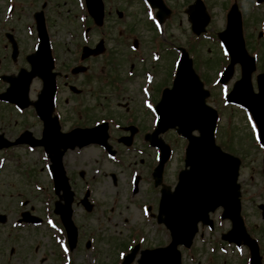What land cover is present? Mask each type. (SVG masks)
<instances>
[{
  "label": "rangeland",
  "instance_id": "rangeland-1",
  "mask_svg": "<svg viewBox=\"0 0 264 264\" xmlns=\"http://www.w3.org/2000/svg\"><path fill=\"white\" fill-rule=\"evenodd\" d=\"M193 1L167 0L171 7L174 8V14H172L173 17L171 19L168 18L164 21L165 26L162 35H157L153 29L152 31L149 30L150 24L146 21L144 11L138 2L114 0V7L125 9L127 21L131 22L127 27L128 33L135 34L136 31L142 33L145 45H149L151 37L155 36L159 43L164 44L166 47H170L172 43L192 45L191 49L193 48L195 52V55H190L193 59V66L202 79L204 86L210 91L207 102L219 112L216 125V142L223 149L234 151L238 153L236 155L240 154L243 157L238 180L243 189L241 213L244 216V223L248 232L250 231L254 234L259 244L262 245L260 255L261 264H264V216L260 215V209L257 208L259 202L264 204V190L260 195L254 191V188L259 185L260 179H264V174L261 172L263 167L260 165L259 158L261 150L255 147V139H251L253 124L246 117H243L245 116L243 111L226 106L223 102L224 89L229 90L232 83L239 76L238 67H235L232 78L226 87L218 84L216 79L225 64L224 54L221 52L220 45H218L216 34L225 27V12L232 1H235L240 8L241 18L244 22L243 32L247 49L255 55L258 54L256 61L257 70L261 71V69H264V37L258 38L259 30L263 29L264 26V5L253 7L254 0H203L205 8L210 15L206 26L208 32L207 30L205 32L207 33L206 36L208 34L209 36L208 39L201 36L197 39L192 36L193 34L189 30V23L184 13L185 8L192 4ZM37 3L38 0L36 2L32 0V10L36 9ZM4 5L5 3L0 2V17L3 14ZM52 7L54 12L49 13L51 18L50 31L56 42L59 54V67L61 68V65L65 64L64 69H66L65 61L69 58H64V56L71 53L66 52L64 54L63 51L66 50V45L62 44L67 42L65 33L68 30H74L77 26V21L72 12L70 17L66 16L65 9L62 10L64 6H62L61 0H54ZM60 10H62V14ZM110 16L115 17L116 14ZM112 20V30L108 37L105 38L110 55L101 56L96 62L102 68L103 66L106 67L105 72L98 71L100 77L105 74L110 75L109 73L113 72L111 69L115 70L111 65L112 60L116 53H120V49H118L120 46L114 39L115 36L118 37L117 31L121 27L119 22L113 18ZM105 28L107 29V27ZM255 49L257 52H253ZM173 55L168 58L165 56L164 59H161L156 64V68L161 71L163 66L166 67L168 64L167 69H169ZM167 59H169V62ZM19 65L26 67L23 59L18 64H14L8 59L1 71L8 70L16 73ZM150 65L151 63L148 61L147 66L150 67ZM258 67L261 69L259 70ZM126 68L127 66L125 65L120 66L121 76L126 73ZM115 72L119 73L117 69ZM100 77L90 87L85 86L86 89H89V94L83 95L80 104H73L71 101L67 106L61 104L63 98L67 96L66 90L62 93L60 110L64 116L66 114L71 119L74 118L75 124H90L94 119L107 116L111 112L114 114L122 112L121 108L116 104V98L109 94V86L103 85ZM141 81L142 78L139 82H132L126 85L128 94L135 99L134 103L141 101L142 95L140 92L138 94L134 93L132 87L134 84L135 88H139ZM40 87L39 80L32 82L30 99L34 100L36 98ZM119 101L122 102L121 100ZM29 112L28 109L26 114L19 116L9 109L0 107V131L2 128L6 129L5 124L7 123L12 135L18 129L26 128L27 125L24 122L30 124L31 119ZM148 120V124L151 126V116H149ZM3 122H5L4 127L2 126ZM32 135L34 137L40 136V124L35 123L33 117ZM164 137L166 142L169 143L171 141L169 144H172L174 149L172 158L166 165L167 170H170V177L167 176V181L173 183V173L176 169L178 170L182 167L185 143L182 139H177L173 132L170 131L164 133ZM150 153H153L152 149ZM0 155L6 156L0 172V219L4 218V221L0 222V264H63L58 259V257H62L63 252L61 249L57 251L54 238L52 237L54 232L49 229L45 222V216L48 213L46 207L49 205V200L46 195L48 182L45 168L46 161L42 149L37 147L30 151L27 148L20 147L11 153H2ZM98 156V150L90 147L81 153L78 165L73 161L76 166V168L73 167L72 171L74 177L80 179L78 173L81 171L85 172V178L89 180L90 188L92 189V199L96 201L94 210L86 215H84L82 207H74L73 218L81 224V228L86 233L94 236L96 240L94 249L89 253H86V250L82 247L74 255L72 254L74 264H114L117 251L123 248L122 246L127 242L128 235L134 226H141L142 232L147 235L146 247L167 244L169 241L168 231L164 227L158 226L155 220L146 223L144 227L143 223L145 222L142 221L139 211L128 200L129 173L123 168H116V165H109L108 161ZM72 159L68 158L67 160H70L72 164ZM128 162L132 163L133 161L125 158L124 163ZM96 170L98 174H95ZM111 174H118L115 184H113ZM82 185L80 180V190H82ZM147 186V181H143L141 190L146 191ZM39 188H41L40 191H38ZM18 193L21 195H15ZM249 193L254 195L251 197ZM27 197H29L31 202L26 204L25 209H31L34 216L43 217V222L38 226L15 227L13 223L18 217V210L20 209L17 206V202L19 199ZM54 198L56 199V197ZM219 215V211L210 215L213 220L212 228L199 225L198 232L190 248H180L181 264H248L246 261L248 258L246 248L236 247L235 245L228 246V244L226 245L227 242L221 241L220 235L230 228V222L229 220L221 219ZM124 218L129 220L131 227L124 228L125 226L121 223ZM115 222L120 224L114 226ZM85 238L80 233L79 239L82 242H85Z\"/></svg>",
  "mask_w": 264,
  "mask_h": 264
},
{
  "label": "flooded vegetation",
  "instance_id": "flooded-vegetation-1",
  "mask_svg": "<svg viewBox=\"0 0 264 264\" xmlns=\"http://www.w3.org/2000/svg\"><path fill=\"white\" fill-rule=\"evenodd\" d=\"M53 1L54 0H38L37 7L35 6L36 9L32 10V0H0L1 3H5L3 14L0 17V70L4 67L5 62L8 59L14 64H18L20 60L23 59L27 67L26 56L32 53V17L37 11H42L47 25H50L51 18L49 13L54 12V8L52 7ZM61 1L62 6H64L62 10L65 9V14L68 17L71 16L70 13L72 12V15L77 21V26L74 29L76 31L68 30L67 33H65V39L67 42L62 44L66 45V50L63 51V53H71L70 55L65 54L64 56V58H69L65 61L67 65L66 69H64L65 64H62L61 68L59 67V54L56 42L53 35H50L52 51L57 58L55 70L59 73L56 77L58 86L55 99L60 127L62 131H68L77 127H93L98 123L105 122L107 124L105 127L108 136L107 145L110 147L109 151L113 152V155H109L108 150L103 146L88 145L81 149L77 148L72 151H67L64 154V169L71 189L74 192V202L78 205L77 200L82 191L79 189L80 180L85 184H87L88 181L85 179L86 175L83 171L78 173L80 179L74 177L72 171L73 167L76 168V166L73 164V161L78 165L80 163L81 153L85 149L92 147L98 150V157L108 161L109 165H116V168L119 167L126 170L129 173L128 177L132 173L136 174L138 182L135 190L132 191V188L128 185L130 199L136 197V201L131 204L134 205L140 214L141 211H143L142 205H144L145 211H150V213L153 214L157 208L159 187H153V189L151 188V191H143L140 189V186L142 182L146 180V177H148L151 184H153L151 171L154 166L153 162L155 156L150 153V147L147 140V135L151 130L148 124V118L150 116V113L148 112V104H154L159 99L162 89L168 86L172 79V64L169 69H167L168 64L166 67L163 66L161 71L156 68V64L161 59H164L165 56L168 58L174 54V58L175 51L178 50L181 45L180 43H172L171 47L173 48H168L169 51L166 52L164 50V44L159 43L156 37H151L150 44L145 45L142 33L137 31L135 34L128 33L127 27L131 22L127 21V13L124 8L117 9L114 7V0H102L104 15L101 23H96L92 16L87 12L85 0ZM130 1L132 2L133 0ZM141 7L144 11L142 5ZM62 10H60L61 14ZM113 14H116V18L110 16ZM172 14H174V8L171 7L170 17H173ZM112 18L119 22V26L121 27V29L117 31L118 37L115 36L114 39L118 42V46H120V48H118L120 49V53L115 54L116 56L113 58L111 64L115 70L117 69L119 71V73L111 69L113 72L109 73L110 75L105 74L103 77H100L99 72H105L106 67L103 66L102 68L101 65H98L96 62L99 57L110 55L108 44L106 42L107 40L105 38L108 37V34L112 30ZM107 24L109 25L107 26ZM105 27H107V29ZM149 30L152 31L151 26H149ZM132 46H135V48H132ZM13 47L16 49L15 58L11 57ZM85 47L87 49L99 48L102 52L96 55L90 53L89 55L82 57V51ZM184 47L186 49L188 48L187 45ZM152 53L158 54L159 59L156 61H150L149 56H151ZM148 61L151 63L150 67L147 66ZM167 61L169 62V59H167ZM121 65L127 66L124 76H121L120 73ZM73 67H77V70L79 71L72 72ZM82 67H84V70H81ZM19 68L25 67L19 65L17 69ZM1 74H14V72L8 70L4 72L0 71V75ZM98 77H100L103 85L109 86V94L116 98V104L121 108L122 112L116 114L111 112L107 116H101L94 119L90 124H75L74 118L71 119V117L66 114L64 116L60 110L61 95L66 90L67 96H65L63 102H61V104L65 106H67L70 101L73 104H80L83 95L89 94V89H86L85 86L87 85L90 87L96 83ZM141 78L142 81L140 85L138 84L139 88H135L134 84L133 87L131 85L134 93L138 94L140 92L142 95V100L134 103L133 101H135V99L128 94V88L126 85L132 82H139ZM5 87L6 83L0 79V91L2 92ZM145 101H147V104ZM0 107L9 109L16 115H19L16 112L14 104L10 102L0 100ZM29 111L31 117L30 124L24 122V124L27 125L24 129H27L32 134V107L29 108ZM4 123L5 122H3L2 126ZM5 125L6 129L1 126L2 130L0 133L10 140L14 139L21 131L20 128L14 135H12L7 126L9 124L7 123ZM8 149L11 148L1 149L0 152ZM68 158H73L72 164L70 160H67ZM125 158H129L133 162L124 163ZM111 179L113 184H115L118 179V174H111ZM143 225L145 226V224ZM139 227L142 229L141 226L133 227L134 230H137L134 231L132 235L134 238L129 240V243L131 242V245H137L138 248H141L143 243L139 241V238L143 237V233Z\"/></svg>",
  "mask_w": 264,
  "mask_h": 264
},
{
  "label": "water",
  "instance_id": "water-1",
  "mask_svg": "<svg viewBox=\"0 0 264 264\" xmlns=\"http://www.w3.org/2000/svg\"><path fill=\"white\" fill-rule=\"evenodd\" d=\"M197 10H200L202 15L204 14L202 5L198 1L189 10V20L193 26L198 25L197 29L194 28L196 32L202 29V25L206 21L199 23L195 20L201 14ZM158 17L162 18V14L158 13ZM219 37L225 43L231 56L227 73H230L235 62H239L242 67V78L236 82L233 90L239 95L241 101L246 100L249 104L253 103L254 96L250 92L249 84L250 73L254 69L253 58L245 50L240 16L235 6L228 14L227 29L219 33ZM228 75L226 74L225 78ZM206 95L207 92L202 89V84L194 73L190 60L184 55L178 68L174 86L172 89L166 90L157 105V110L160 114V121L165 127L178 126V131L188 138L185 165H188L189 168L182 172L183 175L180 174L182 175L180 176V185L173 192L164 194L161 201L164 214L163 221L171 231L172 241L170 245L167 248L144 251L139 264H178V257L173 260L175 246L179 243L189 245L195 232L194 224L199 220L208 222V211L218 205L225 208L227 216L232 221V229L224 237L231 240V237L235 236L237 237L235 241L239 243L238 237L243 236L244 242L250 248V264H260L256 243L247 237L239 215L238 192L235 183L237 160L223 153L214 144L213 129L216 112L204 104ZM40 104L42 105V102L37 101L36 105ZM41 112L42 115L43 113L48 115L50 109ZM193 129H198L200 135L196 137L190 135ZM57 135L55 124H48L43 131L45 139H54ZM99 135L94 128L73 131L62 136L65 141L74 138L97 141L100 139ZM51 150L54 175L58 178V184L64 185L60 161L62 152L56 147ZM69 202L70 199L65 204L57 203L55 212L66 224L69 242L71 243L73 240L70 237H72L73 232L70 227ZM125 263L128 264V262Z\"/></svg>",
  "mask_w": 264,
  "mask_h": 264
},
{
  "label": "snow or ice",
  "instance_id": "snow-or-ice-1",
  "mask_svg": "<svg viewBox=\"0 0 264 264\" xmlns=\"http://www.w3.org/2000/svg\"><path fill=\"white\" fill-rule=\"evenodd\" d=\"M155 58V57H154ZM145 103L147 104V101H145ZM149 107H150V105H149ZM49 223H51V221H49Z\"/></svg>",
  "mask_w": 264,
  "mask_h": 264
}]
</instances>
